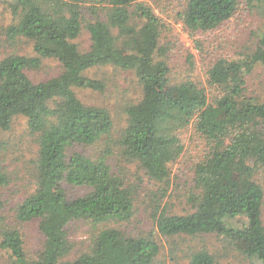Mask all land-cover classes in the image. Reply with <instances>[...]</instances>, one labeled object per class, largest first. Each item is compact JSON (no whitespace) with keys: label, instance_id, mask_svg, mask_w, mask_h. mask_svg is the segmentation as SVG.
Instances as JSON below:
<instances>
[{"label":"trees","instance_id":"trees-1","mask_svg":"<svg viewBox=\"0 0 264 264\" xmlns=\"http://www.w3.org/2000/svg\"><path fill=\"white\" fill-rule=\"evenodd\" d=\"M87 1L8 3L15 20L4 36L10 42L29 41L34 56L0 60V131L10 130L13 120L23 117L36 138L34 181L14 217L19 223L38 221L43 236L41 249L28 256L20 232L1 221L0 251L8 264H158L156 235H215L252 264H264V188L257 179L264 172V97L245 94L247 76L256 65L264 67V29L250 52L212 64L206 90L192 80L170 82L168 66L159 59L164 24L149 7L135 5V0H90L86 7ZM239 7L264 17V0H185L179 18L189 31L209 33ZM83 30L91 41L85 52L75 44ZM47 58L57 60L62 72L33 82L26 70ZM102 66L133 73L141 90L140 99L126 106V124L116 138L108 110L83 104L75 92L102 91L101 82L85 75ZM188 128L200 156L191 167L196 192L188 196L190 211L168 214L156 203L152 231L125 233L121 226L136 214L134 190L108 160L118 155L150 180L166 184L171 165L184 150L181 132ZM100 141L104 145L94 158L70 152L73 146ZM10 183L8 172L0 168V212L6 206L2 191ZM67 188L84 193L70 198ZM161 191L163 199L166 190ZM78 222L94 229L80 254L66 260L74 247L69 226ZM169 260L218 264L205 248L170 254Z\"/></svg>","mask_w":264,"mask_h":264},{"label":"rangeland","instance_id":"rangeland-1","mask_svg":"<svg viewBox=\"0 0 264 264\" xmlns=\"http://www.w3.org/2000/svg\"><path fill=\"white\" fill-rule=\"evenodd\" d=\"M10 0H0V60L9 55L34 56L32 44L19 38L13 42L6 40L4 30L14 23L8 3ZM134 4H143L164 24L160 37L162 56L159 58L168 66V78L172 84L192 80L200 88L208 90L207 72L220 58L237 59L247 54L254 47L257 34L264 29V17L256 11L239 7L235 14L216 30L209 33L189 31L181 22L179 14L185 8V0H135ZM133 4V5H134ZM90 6V0L86 7ZM135 6L132 7L134 9ZM88 20L94 16L85 13ZM77 48L85 52L91 45L89 34L83 30L75 40ZM62 72L60 63L52 58L43 59L40 66L26 70L28 77L35 83L55 78ZM91 79L103 84L102 91L76 89V95L87 106L102 107L108 110L114 123L113 137L126 124L125 108L138 101L141 90L137 79L131 72H124L108 66L90 69L85 74ZM246 95L257 99L264 97V67L256 65L246 78ZM184 150L180 157L170 167L169 179L166 184L158 183L146 177L136 164L123 161L118 155L108 160L114 172H120L126 184L134 190L135 218L131 223L121 226V230L131 235H146L153 230L151 208L160 203L168 214H184L190 211L188 196L194 190L193 171L194 160L199 156L197 143L193 139L192 128L181 132ZM104 145L102 141L92 146H73L70 152L81 153L91 158L98 155ZM36 138L27 126L26 119L16 117L10 130L0 131V168L8 172L11 183L2 191L6 206L0 212V222L3 225L17 229L21 236L25 252L34 256L41 249L43 236L38 228V221L19 223L15 220L14 209L29 191L33 183L32 165L37 155ZM257 179L264 188V172ZM165 189L163 199L161 190ZM70 198L84 193L82 189L67 188ZM264 222V207H263ZM93 227L84 222L73 223L69 226V238L74 245L72 253L66 258H76L83 250ZM160 246L158 264H170V254L180 256L181 252L205 248L217 259L218 264H252V262L228 248L226 242L215 235H198L165 239L156 235ZM175 242L176 245H172ZM174 249V253L170 250ZM7 255L0 251V264H8Z\"/></svg>","mask_w":264,"mask_h":264}]
</instances>
